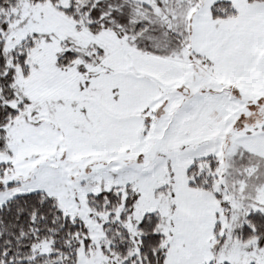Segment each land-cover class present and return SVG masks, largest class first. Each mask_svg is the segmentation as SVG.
Here are the masks:
<instances>
[{"label":"snow or ice","instance_id":"obj_1","mask_svg":"<svg viewBox=\"0 0 264 264\" xmlns=\"http://www.w3.org/2000/svg\"><path fill=\"white\" fill-rule=\"evenodd\" d=\"M0 264H264V0H0Z\"/></svg>","mask_w":264,"mask_h":264}]
</instances>
